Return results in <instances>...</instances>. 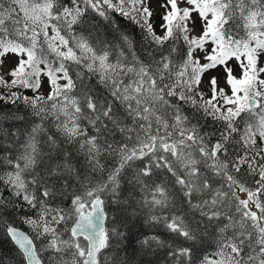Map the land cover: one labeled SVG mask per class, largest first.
<instances>
[{"label": "snow or ice", "instance_id": "obj_1", "mask_svg": "<svg viewBox=\"0 0 264 264\" xmlns=\"http://www.w3.org/2000/svg\"><path fill=\"white\" fill-rule=\"evenodd\" d=\"M160 7L162 35L150 0H0V101L26 109H0L19 264H129L138 221L170 234L140 241L170 264H264V0Z\"/></svg>", "mask_w": 264, "mask_h": 264}, {"label": "trees", "instance_id": "obj_2", "mask_svg": "<svg viewBox=\"0 0 264 264\" xmlns=\"http://www.w3.org/2000/svg\"><path fill=\"white\" fill-rule=\"evenodd\" d=\"M115 15V14H113ZM93 23L99 24V31L106 32L108 28L105 26V22L100 21L97 18ZM116 23L121 27V29L131 35L135 40L141 38V31L138 26L132 24L130 21L123 17L116 16ZM168 45H165V50H167ZM0 91H6L0 88ZM25 95H32L30 91L25 90ZM19 108L18 114H25V106L22 103L18 105L8 104L4 101H0V109L3 111H15ZM22 128L24 125L22 123L17 125ZM19 227L24 231H29L28 226L20 223ZM132 241L129 242L127 248V255L130 257L129 264H170L167 259V249H157L153 254L150 250H142L140 241L145 237L158 236L161 240L168 241L170 239V234L163 227V225H150L147 221H138L131 225ZM211 232V229H209ZM205 243L202 245L198 240L196 245L198 248H202V251L198 255L209 254L213 251V248L209 245H214V239L211 235L203 234ZM135 249V253L133 250ZM123 255V253H122ZM0 264H19V256L14 247L13 243L9 240L3 232H0Z\"/></svg>", "mask_w": 264, "mask_h": 264}, {"label": "rangeland", "instance_id": "obj_3", "mask_svg": "<svg viewBox=\"0 0 264 264\" xmlns=\"http://www.w3.org/2000/svg\"><path fill=\"white\" fill-rule=\"evenodd\" d=\"M163 3V0H150V7L151 9L153 10L154 12V16H153V24L156 28V31H157V34H161L162 35V32H161V29L159 27V25L162 23L160 17L163 13V9L160 7V4ZM200 29L199 27L197 26L196 27V30L193 32V35H197L199 33ZM15 64V57L14 56H11L9 57L6 61H5V65H4V72L3 73H0V74H4L5 75V78L6 79H11V77H9L7 75V70L11 67H13ZM233 65L235 66V62H233ZM236 75H239V70L236 69V72H235ZM217 76L219 81H220V86L221 87H227L225 82H224V72H223V69L222 68H218V69H215V70H210L208 73L205 74L204 78H203V88H204V91L207 92L208 91V88H207V85H208V78L210 76ZM45 91H46V88H45ZM210 95V93H209Z\"/></svg>", "mask_w": 264, "mask_h": 264}]
</instances>
